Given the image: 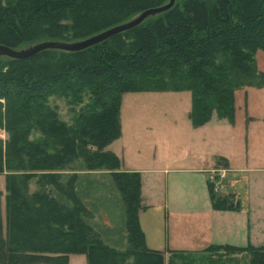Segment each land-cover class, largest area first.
I'll use <instances>...</instances> for the list:
<instances>
[{
    "label": "trees",
    "instance_id": "obj_1",
    "mask_svg": "<svg viewBox=\"0 0 264 264\" xmlns=\"http://www.w3.org/2000/svg\"><path fill=\"white\" fill-rule=\"evenodd\" d=\"M167 1L0 0V43L22 48L82 39ZM258 49L264 50V0H182L79 51L0 56V126L9 134L5 149L0 146V173L6 171L0 264H68L70 253L85 254L86 264H165L164 252L147 247L140 225V172L125 170L107 149L122 132V95L189 90L193 126L214 114L234 122L236 92L264 86ZM54 96L74 112L71 123L50 105ZM33 132L42 136L34 140ZM78 159L87 170L110 173L124 207L125 248L106 243L89 223L78 174L62 180L61 169ZM35 177L53 189L31 192ZM210 197L214 208L238 206L232 194H217L211 185ZM208 250L245 251L249 264H264V245Z\"/></svg>",
    "mask_w": 264,
    "mask_h": 264
},
{
    "label": "crops",
    "instance_id": "obj_2",
    "mask_svg": "<svg viewBox=\"0 0 264 264\" xmlns=\"http://www.w3.org/2000/svg\"><path fill=\"white\" fill-rule=\"evenodd\" d=\"M235 106L234 122L214 114L207 123L193 126L204 147L190 163L128 168L125 157L119 156L125 170L141 174L140 225L147 247L164 252L165 264L174 252L264 245V117L247 115V108L239 117L240 105ZM224 169L226 175L221 176ZM212 173L225 177L228 192L221 191L234 194L237 207H213ZM75 263L86 264V257Z\"/></svg>",
    "mask_w": 264,
    "mask_h": 264
},
{
    "label": "rangeland",
    "instance_id": "obj_3",
    "mask_svg": "<svg viewBox=\"0 0 264 264\" xmlns=\"http://www.w3.org/2000/svg\"><path fill=\"white\" fill-rule=\"evenodd\" d=\"M181 2L182 0H176ZM256 64L264 71V50L255 53ZM191 91H127L122 95L120 108L121 135L107 149L116 152L126 159L125 165L132 167L161 168L168 164L179 165L190 163L191 156L199 155L202 149L200 131L193 127L189 118L191 108ZM239 117L247 108V115L264 117V86H245L236 92V103ZM50 105L57 109L62 120L71 123L73 111L67 101L60 97H51ZM40 132H33L32 139L41 137ZM9 134L0 126V146L5 149ZM155 157V158H154ZM154 159H156L154 161ZM68 168L61 169L64 182L77 173L76 186L79 195L90 211L89 223L99 232L106 243L118 249L127 245L124 229L123 205L112 181L105 169L87 170L81 159ZM6 173V171H5ZM5 173H0V186L4 195ZM224 178L217 173L210 175L211 186L217 194L228 192L224 188ZM30 191L53 189L51 184L41 185L38 177L30 182ZM224 190V191H221ZM231 194V193H230ZM3 197V209H4ZM233 201L236 197L233 194ZM71 264L85 258L82 253H70ZM249 253L245 251L225 252L224 250H207L203 253L181 254L171 257L175 264H249ZM70 258L68 259V264ZM23 264H47L44 262Z\"/></svg>",
    "mask_w": 264,
    "mask_h": 264
},
{
    "label": "water",
    "instance_id": "obj_4",
    "mask_svg": "<svg viewBox=\"0 0 264 264\" xmlns=\"http://www.w3.org/2000/svg\"><path fill=\"white\" fill-rule=\"evenodd\" d=\"M175 3H176V0H168L166 3L160 6L147 8L137 13L132 18L126 21L120 22L111 27L103 29L88 37L74 40V41L43 40V41H39V42L30 44L22 48H15V47H11L6 44L0 43V56H7L9 58H26V57H30L46 49L79 51V50L88 48L92 45L98 44L117 33L133 28L134 26L142 23L148 17L163 13L171 9L175 5Z\"/></svg>",
    "mask_w": 264,
    "mask_h": 264
},
{
    "label": "built area",
    "instance_id": "obj_5",
    "mask_svg": "<svg viewBox=\"0 0 264 264\" xmlns=\"http://www.w3.org/2000/svg\"><path fill=\"white\" fill-rule=\"evenodd\" d=\"M226 172H227V170H223L222 172H221V176H225L226 175Z\"/></svg>",
    "mask_w": 264,
    "mask_h": 264
}]
</instances>
